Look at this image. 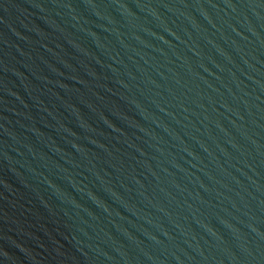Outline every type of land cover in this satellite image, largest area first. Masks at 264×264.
I'll return each instance as SVG.
<instances>
[{
	"label": "water",
	"instance_id": "obj_1",
	"mask_svg": "<svg viewBox=\"0 0 264 264\" xmlns=\"http://www.w3.org/2000/svg\"><path fill=\"white\" fill-rule=\"evenodd\" d=\"M0 264H264V0H0Z\"/></svg>",
	"mask_w": 264,
	"mask_h": 264
}]
</instances>
